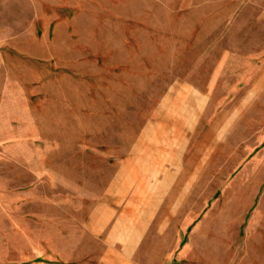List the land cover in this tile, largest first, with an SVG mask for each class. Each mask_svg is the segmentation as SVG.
I'll list each match as a JSON object with an SVG mask.
<instances>
[{
	"label": "rangeland",
	"instance_id": "1",
	"mask_svg": "<svg viewBox=\"0 0 264 264\" xmlns=\"http://www.w3.org/2000/svg\"><path fill=\"white\" fill-rule=\"evenodd\" d=\"M131 200L162 264H264V0H0L2 245Z\"/></svg>",
	"mask_w": 264,
	"mask_h": 264
},
{
	"label": "crops",
	"instance_id": "2",
	"mask_svg": "<svg viewBox=\"0 0 264 264\" xmlns=\"http://www.w3.org/2000/svg\"><path fill=\"white\" fill-rule=\"evenodd\" d=\"M137 202L140 200H131L126 209L118 212L119 221L113 223L109 232L105 230L117 212L110 206L94 210L83 226L84 233L97 238L105 232L104 238L98 242L76 241V258L69 263L64 258H49L47 250L31 240L19 249L11 243L4 247L0 241V264H162L159 259H152L144 236L152 223L153 205L144 200L142 205ZM118 230L121 238H115Z\"/></svg>",
	"mask_w": 264,
	"mask_h": 264
}]
</instances>
